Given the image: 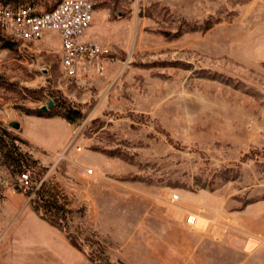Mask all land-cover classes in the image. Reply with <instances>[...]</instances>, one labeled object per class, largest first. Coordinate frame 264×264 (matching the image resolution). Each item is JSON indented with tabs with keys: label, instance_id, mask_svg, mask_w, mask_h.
Segmentation results:
<instances>
[{
	"label": "rangeland",
	"instance_id": "obj_1",
	"mask_svg": "<svg viewBox=\"0 0 264 264\" xmlns=\"http://www.w3.org/2000/svg\"><path fill=\"white\" fill-rule=\"evenodd\" d=\"M89 1L84 40L112 58L101 75L63 77L50 31L0 41V136L30 157L17 167L0 147V264H264V0ZM50 100L41 116L82 115L54 150L20 132L62 131L30 118ZM25 169L70 210L59 227L42 183L20 188Z\"/></svg>",
	"mask_w": 264,
	"mask_h": 264
},
{
	"label": "built area",
	"instance_id": "obj_2",
	"mask_svg": "<svg viewBox=\"0 0 264 264\" xmlns=\"http://www.w3.org/2000/svg\"><path fill=\"white\" fill-rule=\"evenodd\" d=\"M92 13L93 5L89 0H61L53 9L43 13L30 6H14L0 1V32L19 43L37 41L45 31L55 33L59 38L62 75L78 80L87 77L90 72L103 74L108 62L112 61L107 47L84 40ZM92 172L91 169L86 170V174ZM18 181L24 192L42 183L39 181L37 184L27 169L20 172ZM176 198L172 196V199ZM187 222L193 225L196 216L188 215Z\"/></svg>",
	"mask_w": 264,
	"mask_h": 264
},
{
	"label": "trees",
	"instance_id": "obj_3",
	"mask_svg": "<svg viewBox=\"0 0 264 264\" xmlns=\"http://www.w3.org/2000/svg\"><path fill=\"white\" fill-rule=\"evenodd\" d=\"M3 36L0 32V41L4 43L5 47L10 48L11 44L14 42L11 39ZM54 105H57L54 103ZM55 108L57 106H54ZM60 107L63 109V112L57 114L65 119L67 122L74 123L77 122L81 117L80 110L71 106L70 104L62 103ZM46 112V111H45ZM44 112L40 110L37 111V115L41 116ZM5 133V132H4ZM3 134V133H2ZM0 147L4 149V158L9 163L15 164L17 167H20L24 160H27L23 152H21L17 147L13 145V138H10L9 141H6L4 137L0 136ZM28 159L30 158L27 156ZM38 207H40L43 211L41 213V217L48 221L53 226H60V221L66 218V215L70 212L69 209L65 208L64 204L59 203V192L49 184L42 183L38 192ZM36 207V210L37 208ZM71 240V244L77 247L76 242L73 239Z\"/></svg>",
	"mask_w": 264,
	"mask_h": 264
},
{
	"label": "crops",
	"instance_id": "obj_4",
	"mask_svg": "<svg viewBox=\"0 0 264 264\" xmlns=\"http://www.w3.org/2000/svg\"><path fill=\"white\" fill-rule=\"evenodd\" d=\"M31 119L37 120L42 122H47L48 124H56L59 125L60 128L62 127V131L59 132L58 135L53 137L54 135L51 134L50 130H47L46 133L43 135H37L35 133H31L26 124H20V132L21 136L24 140L30 142L31 144H36L41 146L45 149L54 150L56 148H62L67 144L70 138L73 136V131L70 125L66 122V120L59 118V117H44V116H30ZM51 137L53 139L51 140Z\"/></svg>",
	"mask_w": 264,
	"mask_h": 264
},
{
	"label": "water",
	"instance_id": "obj_5",
	"mask_svg": "<svg viewBox=\"0 0 264 264\" xmlns=\"http://www.w3.org/2000/svg\"><path fill=\"white\" fill-rule=\"evenodd\" d=\"M52 106H53V102L50 100V101L48 102L47 106H42V107L40 108V111H41V112H45V111H47L49 108H51ZM9 126L12 127V128H14V129H18V128H19V123H18V122H10V123H9Z\"/></svg>",
	"mask_w": 264,
	"mask_h": 264
}]
</instances>
